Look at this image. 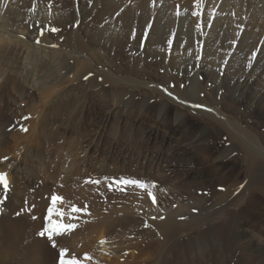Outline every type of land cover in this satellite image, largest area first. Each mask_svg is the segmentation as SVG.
Returning a JSON list of instances; mask_svg holds the SVG:
<instances>
[{
	"label": "bare ground",
	"instance_id": "bare-ground-1",
	"mask_svg": "<svg viewBox=\"0 0 264 264\" xmlns=\"http://www.w3.org/2000/svg\"><path fill=\"white\" fill-rule=\"evenodd\" d=\"M45 1L40 0L38 6L32 7V0H0V75L3 77L0 83V172L6 174L7 183L13 185L12 182L16 181L14 178L17 175L12 174L14 166V170L17 171L23 168V172L29 177L33 176L34 179L41 177L48 187V199L58 192L65 195L70 189L71 192L82 195V198L92 200V196L96 198V193L93 195L76 185L82 183L88 176L92 178L110 176L113 173L108 169L111 163H116L114 172H132L149 178L147 169L153 172L164 167L163 165L174 167L178 156L187 161L186 164L180 165L183 167L185 179L177 186L179 191L175 190L180 192L174 195L180 199L178 206L172 207L171 204V207L167 208L169 197L165 198V201L161 200L167 212L160 213L152 206L147 196H139L132 192L124 195L112 194V199L105 203L102 209L104 211L98 209L99 204L103 206L100 201L97 202L98 205L93 203L98 208L92 206L89 220L84 217L89 222L85 224L82 221L83 226L78 225L81 229L76 227L70 232L54 236L53 241L57 245L55 248L51 247L52 242L50 244L46 236L38 235L44 225L43 216L50 201L48 200L40 210L41 216L36 223V232L33 233L34 231L31 232L29 229L24 231L30 246L20 249L22 251L26 249L24 253L30 257L25 260L23 257L19 258L18 251L21 252L19 249L17 254L13 251L6 254L8 251L5 249L6 242L1 239L0 264H59V249L64 247H69L71 252H77L79 258L84 260H87L85 254L88 256L94 252L99 261H103L101 264H180V259L176 257L180 251L192 253L193 260L199 263L201 261V264H236L232 261L218 262L219 254L213 251H221L227 244L226 237L231 236L227 228L232 222L230 215L238 219L240 215L245 214L242 211L247 200L264 198V133L257 136L254 133L256 131L254 124L248 127L242 125V122L248 120L247 111L254 112L257 117L259 115L264 119V93L260 89V84L261 88L264 87V47L251 72L248 74L244 70L247 56L256 46L264 30V19L259 14L263 13V7L260 10L261 4L257 5L259 0H221L218 18L211 30L206 23L212 8L220 0H174L178 6L191 8V13L180 17L174 11L178 19H174L172 9L166 10L160 6L153 12L152 7L146 5L142 13L144 21L143 18L140 20V17L133 16L124 21L115 19L116 23L92 24L94 21L86 20L92 10L79 7L81 13H84L83 23L77 30L71 31L74 35L70 36L69 40L75 48L87 50L89 57L79 59L76 71L81 74L106 59L109 61L122 58L123 65L120 69L124 71L123 76L115 75L116 72L106 65H103L105 69L100 68L105 71L106 77L117 85L112 89V98L115 102L110 104L102 100L104 96L109 95V89L106 88H101L98 96L90 93L84 98L77 94L85 90L79 86L83 83L80 80L78 85L71 86L69 85L73 83L71 82L59 88L69 80L71 72L69 69L63 70L61 66L65 55L54 50L47 44V38L42 36V29L57 30L54 23H49L52 16L43 11ZM68 1H56L55 14L57 12L59 15H55L56 19L68 22L71 18V9L66 7L70 3L71 8L76 9L78 1ZM232 7L237 8L240 18L232 16L231 13L227 16L222 15L231 11ZM208 8H211V12H206L202 28V25L198 24L200 23L198 14L200 10L207 11ZM144 12H147V15H144ZM73 15L78 21L75 10ZM151 19H154V23H150ZM244 20L248 24L247 29L239 45L235 46L233 58L230 59L224 55L235 48L232 39L236 36L239 23ZM120 21L122 23H119ZM56 24L66 27L68 23ZM175 31L177 39L169 47L172 50L170 53L169 38ZM203 37L206 38L204 42L201 41ZM84 38L88 39V43ZM100 49L105 51L104 55L100 54ZM113 50L116 51V57L112 56ZM131 58L134 59L133 64ZM144 61L148 65L146 69L142 66ZM160 66L165 68L163 75L154 73V69L156 71ZM222 71H225L224 77L221 76ZM181 72L188 83L183 91H178L180 93L178 99L170 98L165 90L171 88L172 79L176 74L178 77ZM241 78L245 79L240 81ZM95 82L96 78H92L91 84ZM210 82L215 86L207 91L206 86ZM220 86L225 87L221 97L218 95ZM157 96L161 100L155 102ZM118 100H123V109L118 108L116 104ZM22 101L28 104L30 113L37 114V118L35 117L30 124L34 128H30L31 138L29 137L30 140L25 143L23 149L21 147L24 142L17 136L19 132L14 133L16 122L24 112L21 108L18 111L16 107ZM93 105H96V110ZM195 105L199 108L194 109ZM204 105L214 109L208 107L204 110ZM222 105L223 108L219 109L218 107ZM240 106L244 107L243 115L238 110ZM73 109L82 119L98 120L107 127L116 119L129 118L134 119L138 127L148 124L147 136L151 139L150 142L154 141L155 144L151 142L153 145H149L146 156L142 155L145 162L143 161L137 166L136 171H133L132 151L120 150L119 142L115 140L116 135L109 136V139L100 134L98 141L92 142L82 157H78V153L72 150L68 152L74 157V162H68L70 169L66 178H63L65 181L63 184L60 179L66 158L65 152L47 148L44 142L45 127L58 121L60 112ZM257 117L255 123L256 121H259L258 124L262 123ZM69 118L74 119V116L71 114ZM210 128L218 130L221 137L228 135L232 144L218 151L219 147L217 148L215 143L212 144L207 138ZM34 146L38 148L35 150ZM13 150L20 152L17 151L16 155L10 156V151ZM236 152L248 166V174L244 179L237 176L235 166L228 164L229 156ZM199 154L212 160L211 174L196 166ZM7 155L9 157L5 158ZM209 175H216L215 179L221 185L215 184L212 180L213 185L212 183L210 185ZM15 183L18 187L21 186L18 180ZM223 186L226 187L224 190ZM19 189L21 191V188ZM2 195H6L5 190L0 188V198ZM184 195L187 196L186 199L183 198ZM212 195L216 198L212 199ZM74 201L67 197L63 198L64 204L69 203V206H72ZM3 203L10 206L15 204L13 200ZM140 217L147 220L149 229L145 231L146 237L144 236L141 242H135L133 239L136 238L134 236L127 238V233H139V229L136 230L134 226L142 223ZM245 217L244 215L241 221V230L237 232L236 241L241 243L245 241L247 246H252L251 249L264 252V238L261 239L256 234L263 230L264 222H258L256 227L252 228L255 224H251ZM7 224L6 221L1 223L4 226ZM129 228H133V232H126ZM123 230L125 232H122ZM117 238H120L118 244L114 242ZM102 241L104 243H101ZM142 242L146 243L145 247L141 245ZM96 245L99 251L96 250ZM207 247L211 252H204ZM71 252L69 254L66 252V259L69 260L68 255H71ZM2 253L5 255L2 256Z\"/></svg>",
	"mask_w": 264,
	"mask_h": 264
},
{
	"label": "rangeland",
	"instance_id": "rangeland-1",
	"mask_svg": "<svg viewBox=\"0 0 264 264\" xmlns=\"http://www.w3.org/2000/svg\"><path fill=\"white\" fill-rule=\"evenodd\" d=\"M56 1L59 2V0H55V1L46 0L45 1V7L43 8L44 9L43 11H45L44 13H46L48 16H52V20H50L49 23H54V25L57 27V30L53 31L51 29H42L43 30L42 36L44 38H47V44L52 46L54 48V50L56 49L58 52H61L62 54L65 55V59L63 60L64 62L61 64V66L63 67V70L69 69L71 72L70 76H69L70 77L69 80L66 81L65 83L61 84L59 86V88L62 87L64 84L68 85L71 82H73L72 84H69L71 86L78 85L79 80H80L83 83L79 84V86H81V89L84 88L85 90L84 91L81 90L77 94L80 97L82 96V98H84L85 95H89L90 93L95 95V96H98L101 88H106V89H109V95H108L109 98L104 96L102 100L104 102L109 103V104L112 102H115V99L112 98V96H113L112 89H115V87H117V85L114 84V82H112V80H109L108 77H106L105 71L100 70V68L105 69V67L103 65H106L114 73L116 72L115 75L118 74L119 76H123L124 71H121V69H120L121 66L123 65L122 58L119 57V58L112 59L109 61H108V59H106V61L104 60L102 63H98L97 66H93L92 69H90L86 72L83 71L81 74L79 71H76L79 59L89 57V53L87 50L84 49L83 51H81L80 49L75 48L71 44V41L69 40L70 36L74 35L71 31L77 30L78 27L80 26V24L83 23L82 22V18H83L82 15H84V13H81L79 7L92 10L88 16L89 19L86 18L87 21L88 20L94 21L92 24H95V23H116L115 19H120V20L124 21V20L131 19V17H133V16L140 17V20H141L143 18L142 13L145 9L144 6H146V5H149L150 7H152L153 12L155 11L156 7H160V6L163 7L164 9L166 8V10L172 9L173 12L175 11L177 13L176 14L174 12V14H173L174 19L177 18L175 16V14L180 17L183 14L188 15L189 12L191 13L190 7L178 6L176 1L174 2V0H172V1L171 0H118V1L117 0H112V1H110V0H81V2H80L81 4L79 3V0H76V1H78V2H76V5H77L76 9L75 8L72 9L70 3H68V6L66 8L71 9L70 13L72 16H71V18H69L68 22H65V21H60L59 18L56 19V16H59L57 12L55 14V7L57 5ZM63 1H65V0H63ZM69 1H71V0H69ZM39 3H40V0H32V7L35 5L38 6ZM259 3L261 4V7H260L261 9L260 8H258V9L262 10V7H263V10H262L263 13H259V14L264 19V0H259L257 5H259ZM108 5H110V6H108ZM220 6H221V0L212 8V10H211V8H208L207 11L205 9H204V11L200 10V13L198 14V16H200V21H199L200 23H198V24L202 25L201 27L203 28V26L205 24L204 16H206L205 15L206 12L209 13L212 11L211 14L209 15L208 23H206L208 25V28L211 30L214 26L216 18H218L217 15H218ZM93 9H95V10H93ZM74 10H75V13L78 14L77 17L80 21L75 20L76 17H74V15H73ZM108 10H109V12H108ZM93 11H94V13H93ZM98 12H100L101 14L100 13L98 14ZM230 13L232 16H234L236 18L241 17L238 15L237 8H235V7L234 8L232 7L231 11L229 10L228 12L222 13V15L224 14V16H227ZM144 15H147V12H144ZM144 18L142 19V21H144ZM56 23H68V24L66 25V27H64V26L62 27V26H59V24L57 25ZM84 23H85V21H84ZM119 23H122V22L120 21ZM150 23H154V19H151ZM247 26H248V24H247L246 20L239 23V26L236 29V36L232 39V42L234 43V47L236 45H239L241 38L247 29ZM57 37L59 38L60 41L56 40ZM84 39H85V42L88 43V39L87 38H84ZM176 39H177V32L175 31L171 34V36L169 38L168 49H169L170 53L172 52V50H170L169 47L175 43ZM205 40H206L205 37L201 38L202 42H204ZM236 47L234 49H231V51L229 50L230 52L226 53V55H224V56H226V57L228 56L230 59H232L234 56V50L236 49ZM263 47H264V30H263L262 35L260 36L259 41L257 42L256 46L252 49V52L249 53L247 56V59H246L245 65H244V70L248 74L251 72V68L256 63L260 53L262 52ZM100 50H101L100 54L104 55L105 51L102 49H100ZM200 53H199V55H201ZM112 56L116 57V51L115 50L112 51ZM199 59H201V58H199ZM130 61H131V64L134 63L133 58H131ZM142 66L145 69L147 68L148 65L146 64V61L142 62ZM106 69H107V67H106ZM164 71H165V68H163L162 66L158 67V69L156 71L154 69V73L156 72V74H158V75H163L165 73ZM224 74H225V71H222L221 76L224 77ZM176 75H175L174 79H172L173 82H172L171 88L169 90L167 89V91L165 90V92H168L166 94L168 97L178 99V96H180V93L178 91H180V92L183 91V89L186 86V83H188V80H185L183 78L184 74L182 72L179 73L178 77ZM92 78H96V82L94 84H91ZM2 79H3V77H1V75H0V83H2V81H3ZM244 79L245 78H241L240 81H243ZM200 86H202V84ZM214 86L215 85L213 84V82H210L209 85L206 86L208 88L207 91H210L211 87H214ZM224 89H225L224 86L219 87L218 95H220V97L223 94ZM260 89H262L261 91H262V93H264V87L261 88V84H260ZM36 95H38V94H36ZM110 96H111V98H110ZM37 99L38 100L40 99L39 96L37 97ZM159 100H161V99L158 96L156 97V99H154L155 102L156 101L158 102ZM116 104H117L118 108L123 109V100H118V102ZM93 106H94V110H96L97 109L96 105H93ZM16 107H17L18 111L20 110V108H21V110H24V112L21 113V115L19 116V118H18L19 120L17 119L18 121L16 122L17 124H16V127L14 128V133L19 132L17 136H19V138L22 140V142H24L23 143L24 145L21 144V145H23V147H21L23 149L25 147V143H27L31 138L30 134L32 132H30V130L33 128V126L30 124L32 123V120L35 117L37 118V114L35 112L30 113L28 111V109H29L28 104L26 102L24 103V101L19 103ZM208 107H210V106H208V105L203 106L204 110L208 109ZM195 108H199V107L197 105H195L194 109ZM210 108L214 109L213 107H210ZM218 108L219 109L223 108V105L219 106ZM91 110H92V107H91ZM238 110L242 115L245 112L244 107L242 108V106H240V108ZM247 113L249 114L248 120L242 122V125L244 127H248V126L254 124V128H256V131L254 132L255 135L261 136V134L264 133V119H262L258 115V117L260 118V122H262V123L258 124L259 121H256V123H255V117H257L256 113L254 114V112H250V111H247ZM71 114L74 116V119L69 118V116ZM192 114H195V113H192ZM228 114H229V112L227 113V116H228ZM60 115L61 116L58 119L59 122L55 121L53 123H50V126L47 125V127H45L44 142H45L46 146H48L47 147L48 149L51 148V149H53V151L55 150V151H63V153L65 152L64 156L66 158H65V162L63 164V169H62V176H61L62 178L60 179L61 182L63 181L62 182L63 184L65 183L64 179L66 178V175L69 173V169H70L68 162H74L73 161L74 157L69 155L68 152L70 150H72V151L78 153V157H82L88 151V146L90 144H92V142L96 143L98 141L100 134H102V136L105 135L109 139H110L109 136H115L116 135L115 140H117L119 142V149L120 150L121 149H128V150L132 151V153H133L132 154L133 155L132 163L134 165L133 166L134 169L132 167L131 168L133 169V171L134 170L136 171L137 166L142 164L143 161L145 162V160L142 159V155H143V157H145L147 154V150L149 149V145H153L151 142L154 143V141L150 142L151 139L147 136L148 135L147 134L148 124H142L140 127H138L137 122L132 118H129L127 120L116 119L111 125H109L107 127L103 123H100L98 120L96 121V120L82 119V117L80 115L79 116L77 115L75 109L69 110L67 112H65V111L60 112ZM199 118H201V117H199ZM68 129H70V130H68ZM211 129H213V128L209 129L208 134H207V138L210 141H212L211 142L212 144L215 143L217 148L219 147L218 151L226 148L227 145L232 144V142H231L232 140H230V137L228 135H222V137H221V134L218 132V130L213 129L211 131ZM21 136H22V138H21ZM27 137H28V139H27ZM26 139H27V141H26ZM34 148L36 150V148H38V147L34 146ZM17 151L20 152L19 150L10 151V156L16 155L15 153H18ZM8 157H9V155H7V157H5V158H8ZM21 157H22V155H21ZM229 157L230 158H228V160H229L228 164L230 166L236 167L237 176L240 179L246 178V176L248 174V166L246 165L245 162H243L242 156L237 155V152H236L234 154H231V156H229ZM2 159H4V157H2ZM198 159L199 160L196 163L197 167L203 168L204 170L208 171V173L213 171L212 160H210L208 157H206L203 154H199ZM186 163H187V161L183 157L178 156L176 158V162H174V165H175L174 167H172V166L168 167V165L167 166L163 165L164 167H162L159 170L158 169L155 171L153 170V172H151V169H147L146 172H148L147 174L149 175V178H148V176L144 177V175H138V174L132 173V172H125V173L124 172H119V173L114 172L115 168H116L115 167L116 163H111L109 165L108 169L109 170L111 169L110 171L113 173L110 174V176L105 177L106 175H102L103 176L102 178H98V177L92 178V177L88 176V177L84 178V181L82 183L76 185L77 187L81 186L80 188H84V189L88 190L93 195L96 193L97 194L95 196L96 198H94V196H92V198H91L92 200L84 199V198H82V195H77V193H74V191L71 192L70 189H68L67 192L65 193L66 196L63 195L62 193H59V192L54 194V195L50 194V196L53 195V196H57L60 198L62 196H64L63 198L67 197L68 199H70L72 201L75 200L74 204H72V206H69V203L64 204L63 198H61L62 201L60 202V204L58 202L55 205V209L58 210L59 212L63 213V215L62 216L57 215L56 212H53L54 214L52 213V215H51V219L52 218L53 219L51 221L53 223H64L65 222L64 224L76 223L77 229L78 228L81 229V227H78V225L83 226V223L87 224L89 222L86 219H88V220L90 219L89 215L91 213L92 206L97 207V208L99 206L98 209L102 210L103 207L105 206V203L106 204L109 203L110 199H112L111 198L112 194L124 195V194H128L131 192L136 194V195H139V196L140 195L141 196H143V195L147 196L149 198V201H151L150 203L152 204V206H154L155 209L159 210L160 213L167 212V210H165V204H162L161 200L165 201L166 200L165 198L169 197V200H168L169 204H166L167 208H170L171 204H172V207L178 206V204L180 203L178 201H180V199L175 198L174 195L180 194V192H177L175 190L179 191V189H177V186L180 183L184 182L183 181L185 179L184 178V170H183V167H181L180 165H184ZM129 167H130V165H129ZM12 170H13L12 174L17 175L16 178H14V180H16V181L18 180V182H20L21 186L18 187L17 183H15L16 181H14V180H13L14 182H12L13 185H11L10 183H7V188H5V186L2 183H0V188L4 189L5 194H6V195H2L3 199L0 198V204H1L0 205V215H1L0 216V219H1L0 220V227L4 228L3 231H2L3 228L0 229V242H1V239L5 240L4 241V243L6 242L5 243V249H6V251L8 250L6 252V254H8V253L11 254L12 251L14 252V254L15 253L17 254V250L19 249V250H21V252L18 251V254H20L21 256L18 255V257L19 258L23 257V259L25 260V258L28 259L30 257V255H27V253L26 254L24 253V251L26 249L24 251H22V249H20V248H23V247L28 248L30 246V242H29V239L26 236L24 231L26 229H29L30 231L31 230L34 231L33 233L36 232V223H37L38 219H40V216H41L40 210L43 209L45 203H48L47 201L50 200L49 203L47 204V207L45 208L46 212L44 211L45 214L43 216V223H44L43 227L48 224V222H49V220H48L49 209L53 207L52 198L48 199V197H47V195H49L48 190H47L48 187H47L46 182L41 177H36L35 179L33 178V176L29 177V176H27V173L23 172V168H21L19 171H17V170H14V166H13ZM157 171H159V172H157ZM149 172H150V174H149ZM215 178H216V175L215 176L209 175L208 176V183L211 185V183H212L211 180H212L215 184L221 185V183L218 184V182ZM98 179H100V180L98 181ZM168 179L170 182L168 181ZM125 181H138L139 183H135V184L134 183H125ZM88 183H90V184H88ZM101 183H102V185H101ZM174 184H175V186H174ZM223 184L226 185V183H223ZM141 185H143V187ZM212 185H213V183H212ZM19 188H21V191ZM222 188H223L222 190H224L226 187L223 186ZM192 190H194V189H192ZM19 191H20V193H19ZM17 192L19 194H17ZM200 194L202 195V191L200 192ZM258 194H260V193H258ZM186 195H184L183 198L186 199V197H187ZM50 196H49V198H50ZM208 196H209V194H208ZM215 198H216V196H213L212 199H215ZM94 199H96V200H94ZM11 200H13L15 203L13 206H10V205H7L6 203H3L4 201L9 203ZM99 201H100V203H102L101 205H103V206H100V204L97 203ZM81 202H82V205L84 204L83 206L80 205ZM76 203H78V204H76ZM93 203L94 204L97 203L96 205H98V204L99 205L94 206ZM61 204H62V206H60ZM77 205H79V206H77ZM73 208H77V209H81V210L86 209V211L82 210L79 212H74ZM102 211H104V210H102ZM242 213H245L244 214L246 216L245 218L248 221H250L251 224H255L254 226H252V228H255L256 224L258 222L263 223L264 222V198L261 197V199H258L255 201H254V199H251L250 201L247 200V202L243 206ZM244 215H240V217L238 219L235 217L233 218L232 215H230L231 216L230 219H232V222H231V225L227 226V228H228V230H230V232L228 234H230L231 236L226 237V240H227L226 243L227 244L225 245V247L221 251H217V250L213 251V253L219 254L218 262L219 261H222V262L232 261V262H236V264H264V252H257V251H255L254 248L251 249L252 246H247V243L245 241L243 243L237 242L238 241L236 239L237 235H238L237 232H238V230H241V221L244 219ZM118 216H120V215H118ZM33 217H35V219ZM140 218H141L142 223L140 222V224H136V226H134L136 230L139 229V233L138 234L136 232L135 233H127L128 234L127 238L133 237V236L136 238V239H133V240H135V242H141L143 240V238L146 237L145 231L149 229L147 220H145V218H143V217H140ZM61 219H63L64 221ZM5 221L8 223L7 226L1 225V223H3V222L5 223ZM79 221L81 222V224ZM82 221H83V223H82ZM131 226H132V224H131ZM132 230H133V228L132 229L129 228L128 231H126V232H133ZM122 232H125V231L123 230ZM256 234L259 236V238L263 239L264 238V228H263V230H259V234L258 233H256ZM260 234H263V235L261 236ZM156 240H154V241H156ZM119 241H120V238L119 239L117 238V240H115L114 242L116 244H118ZM51 242L53 243V241H50V244H51ZM141 245H143V247H145L146 243L142 242ZM114 246H116V245L114 244ZM7 247H8V249H7ZM51 247H53V246H51ZM65 248L68 249L69 247H64V249ZM96 250L99 251L98 245H96ZM70 252H71V249L69 248L67 250V253L69 254ZM204 252L205 253L211 252L210 248L209 247L205 248ZM3 255H5V253L4 254L2 253V256ZM26 256H28V257H26ZM65 256H66V254H65ZM73 257H75L78 261H81L82 264H101L103 262V261H99V257H97V254H95L94 252H92V254H88V257H90V259H87V260H84L83 258H79V254L77 252H71V255H68L69 260H71ZM80 257H81V255H80ZM109 257H110V255H109ZM176 257L180 259L179 260L180 264H189V263L194 264L193 262H196V260H193L194 256L192 255V253L186 254V253H182L180 251V253H178L176 255ZM186 262H188V263H186ZM106 263H107V261H106ZM195 264H201V261H200V263L197 261Z\"/></svg>",
	"mask_w": 264,
	"mask_h": 264
},
{
	"label": "snow or ice",
	"instance_id": "snow-or-ice-1",
	"mask_svg": "<svg viewBox=\"0 0 264 264\" xmlns=\"http://www.w3.org/2000/svg\"><path fill=\"white\" fill-rule=\"evenodd\" d=\"M55 31V29H53ZM0 183H2L5 188H7V180H6V174L0 173ZM125 183H139L138 181H125ZM143 187V185H141ZM61 202V198L57 196L52 197V205L53 207L49 209V217H48V224L42 228V230L38 233L41 237L47 236V239L49 241H53L54 236L62 235L65 232H70L72 229L76 228V224H64V223H53L51 221V215L53 212H56L57 215H63V213L59 212L55 209V205ZM74 212H79L81 209L73 208ZM83 211H86L84 209ZM35 219V217H33ZM101 243H104L102 241ZM52 246L55 248L57 247L55 241H53ZM67 252V249H59V264H82L81 261H78L75 257H73L71 260H68L65 258V254ZM85 259H90V257L85 254Z\"/></svg>",
	"mask_w": 264,
	"mask_h": 264
}]
</instances>
